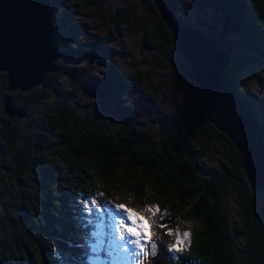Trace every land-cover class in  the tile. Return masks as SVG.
Masks as SVG:
<instances>
[{
	"label": "trees",
	"instance_id": "1",
	"mask_svg": "<svg viewBox=\"0 0 264 264\" xmlns=\"http://www.w3.org/2000/svg\"><path fill=\"white\" fill-rule=\"evenodd\" d=\"M72 1L51 0L60 55L40 85L10 90L0 70V264H116L111 232L94 249L92 228L109 225L110 215L86 211L85 201L93 197L110 207L128 201L149 212L152 242L142 264H264V216L239 150L202 111L191 61L155 1L141 0L156 13L149 45L174 70L184 100L166 109L139 65L133 77L121 65V50L109 37L86 44L74 33L82 24ZM173 1L180 23L233 58L228 77L264 133V104L238 83L241 70L264 65V0ZM195 9L191 24L188 11ZM129 13L110 15V28L118 30ZM96 53L106 70L91 74L88 64ZM80 58L84 65L75 62ZM91 86L98 87L94 97ZM7 94L23 115L6 111ZM213 142L219 147L211 155ZM149 203L160 211L153 214ZM177 223L191 233L181 253L169 252L157 239L167 231L161 224L174 229ZM164 239L175 243V231Z\"/></svg>",
	"mask_w": 264,
	"mask_h": 264
},
{
	"label": "water",
	"instance_id": "2",
	"mask_svg": "<svg viewBox=\"0 0 264 264\" xmlns=\"http://www.w3.org/2000/svg\"><path fill=\"white\" fill-rule=\"evenodd\" d=\"M154 1L178 47L191 61L202 111L238 148L252 195L264 216V133L228 77L226 65L233 58L180 23L173 0ZM54 13L51 0H0V70L7 73L10 90L38 86L56 68L60 54ZM4 102L8 113L23 115L10 94Z\"/></svg>",
	"mask_w": 264,
	"mask_h": 264
},
{
	"label": "rangeland",
	"instance_id": "3",
	"mask_svg": "<svg viewBox=\"0 0 264 264\" xmlns=\"http://www.w3.org/2000/svg\"><path fill=\"white\" fill-rule=\"evenodd\" d=\"M59 1L65 4L69 0ZM180 1L192 2L195 4V0ZM69 7L77 20L82 24L81 29L74 30L75 34L80 35L82 42L90 44L97 40L100 35L109 37L111 42L117 45L121 50L120 63L126 68L129 75L133 77L135 66L139 65L147 73L149 79L157 85L158 105L160 107L162 106L166 109L169 108V104L184 101L181 83L173 76L174 70L162 61L164 59L162 53L154 48V46L149 45V42H153L152 39L154 38L153 32H155V29L152 27L151 22L152 18L156 17L155 11L149 10L147 6L141 3V0H90L87 5L84 4L82 0H74L69 4ZM121 9H128L130 11L127 16L128 19L122 21L118 30H113L110 28L107 18ZM134 12H138L137 18L134 16ZM188 13L190 15V23L194 24L197 18L196 9L192 11L189 10ZM201 15H203V13H201ZM201 29L204 30V32H209V27L207 25H201ZM67 38L70 40L71 37ZM75 62L79 65H84L86 60L80 58ZM88 66V72L91 74L102 73L106 70L104 61L97 56L90 60ZM259 75H264V65H249L239 72L238 83L240 89L248 97L256 104L261 105V103L264 104V83L263 86L259 83ZM262 82H264V78ZM138 84L141 85L139 81ZM91 88V91H94L95 94V86H91ZM75 90L79 96H81L82 100L88 99L89 95L85 92L80 89ZM131 95L133 96V93H131ZM211 147V155H213V151L216 147H219V144L213 142L211 143ZM117 203L124 204L127 208H131L141 216L148 218V223L151 225L150 232L152 233V219L148 211L144 212L140 208L130 205L128 201ZM107 204H109V202H107ZM152 204L154 205L155 203ZM152 204L149 203V205ZM117 212H119V210H117ZM122 218L129 226L136 227L131 221L127 220L126 213L122 214ZM109 222V229L116 235L121 244L119 246L120 264H142V257L151 243L147 242L143 237L132 236L123 225H120L119 231H116V225L119 224V220L112 216H109ZM179 223L174 227L176 238L180 236L182 232L188 231L189 229L188 225L184 224L185 228H182ZM95 225L96 226L92 228V234L94 239H97L95 243L98 247L100 246V240L103 238L104 223L100 222ZM121 233L127 236L129 240H139L140 243H143L145 252L141 250L140 244L125 245L124 242L119 239ZM182 239L185 241L188 240V238Z\"/></svg>",
	"mask_w": 264,
	"mask_h": 264
},
{
	"label": "snow or ice",
	"instance_id": "4",
	"mask_svg": "<svg viewBox=\"0 0 264 264\" xmlns=\"http://www.w3.org/2000/svg\"><path fill=\"white\" fill-rule=\"evenodd\" d=\"M100 196H103V193H100ZM91 207H88V205ZM86 211L92 212V209L95 208L97 213L102 215L104 211H107L110 216L119 220V224L116 225V231H119L120 225H123L127 228L128 233H130L134 237H143L147 242H152V235L150 232L151 225L148 223V218L141 216L139 213L133 211L131 208H127L124 204H117L114 207H110L106 202L102 203L97 198L93 197L90 201H85ZM147 209L153 214L157 211H160L158 205H148ZM119 210V212H117ZM127 214V220L131 221L132 224L136 225V227L129 226L126 221L122 218V214ZM161 228H167L166 232L160 233L157 236V239L166 245V248L169 252L181 253L183 250L184 241L182 238H187L191 235L189 231H184L178 236L175 240V243H170L166 239V236H169L173 233L174 229L168 227L167 225L161 224ZM178 231V230H177ZM115 239V237H113ZM119 239L127 244H140V248L144 250V244L140 243L139 240H129L127 236H124L123 233L120 234Z\"/></svg>",
	"mask_w": 264,
	"mask_h": 264
},
{
	"label": "clouds",
	"instance_id": "5",
	"mask_svg": "<svg viewBox=\"0 0 264 264\" xmlns=\"http://www.w3.org/2000/svg\"><path fill=\"white\" fill-rule=\"evenodd\" d=\"M103 227H104V231H103V238L100 240L102 243H104V241H106L107 240V238L109 237V234L107 233L108 232V230L106 229V227L103 225ZM98 232V231H97ZM97 240V239H96ZM96 240H95V242H96ZM95 245H96V243H95ZM97 246V245H96ZM95 250H98V247H95L94 248ZM119 260H120V258H119V252L117 253V259H116V264H120V262H119Z\"/></svg>",
	"mask_w": 264,
	"mask_h": 264
},
{
	"label": "flooded vegetation",
	"instance_id": "6",
	"mask_svg": "<svg viewBox=\"0 0 264 264\" xmlns=\"http://www.w3.org/2000/svg\"><path fill=\"white\" fill-rule=\"evenodd\" d=\"M97 40H98V39H97ZM91 43H93V42H91ZM91 43H90V44H91ZM93 55H94V54H93ZM94 56H97V57H98V53H96V55H94ZM94 56H91L90 60L93 59ZM90 93H91L93 96H95L94 91H91ZM96 95H97V94H96Z\"/></svg>",
	"mask_w": 264,
	"mask_h": 264
}]
</instances>
